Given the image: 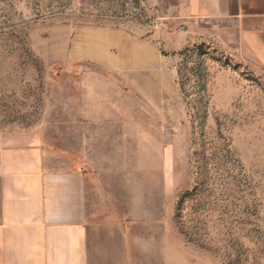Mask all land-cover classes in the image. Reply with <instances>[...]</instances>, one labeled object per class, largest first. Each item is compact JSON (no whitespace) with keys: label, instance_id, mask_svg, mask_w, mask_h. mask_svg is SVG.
I'll list each match as a JSON object with an SVG mask.
<instances>
[{"label":"rangeland","instance_id":"1","mask_svg":"<svg viewBox=\"0 0 264 264\" xmlns=\"http://www.w3.org/2000/svg\"><path fill=\"white\" fill-rule=\"evenodd\" d=\"M181 2L0 0V133L40 135L59 170L84 149L185 260L264 264V69Z\"/></svg>","mask_w":264,"mask_h":264},{"label":"crops","instance_id":"2","mask_svg":"<svg viewBox=\"0 0 264 264\" xmlns=\"http://www.w3.org/2000/svg\"><path fill=\"white\" fill-rule=\"evenodd\" d=\"M189 20L235 29L264 69V0H182ZM82 148L89 147L81 134ZM54 169L40 135L0 133V264H200L184 258L162 217L120 207L79 165ZM138 204V203H137Z\"/></svg>","mask_w":264,"mask_h":264},{"label":"trees","instance_id":"3","mask_svg":"<svg viewBox=\"0 0 264 264\" xmlns=\"http://www.w3.org/2000/svg\"><path fill=\"white\" fill-rule=\"evenodd\" d=\"M182 92H183L184 95L186 94V91H185V89L183 87H182ZM185 97H187V95H185Z\"/></svg>","mask_w":264,"mask_h":264}]
</instances>
